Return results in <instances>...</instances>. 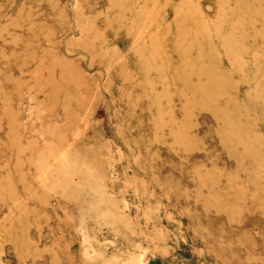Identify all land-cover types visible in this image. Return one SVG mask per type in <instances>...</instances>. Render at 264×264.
<instances>
[{"label": "rangeland", "instance_id": "374dc122", "mask_svg": "<svg viewBox=\"0 0 264 264\" xmlns=\"http://www.w3.org/2000/svg\"><path fill=\"white\" fill-rule=\"evenodd\" d=\"M0 264H264V0H0Z\"/></svg>", "mask_w": 264, "mask_h": 264}]
</instances>
